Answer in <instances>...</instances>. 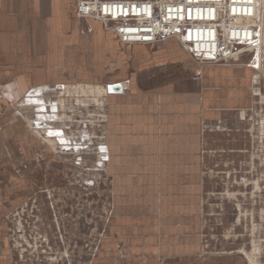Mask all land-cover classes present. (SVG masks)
Instances as JSON below:
<instances>
[{
    "label": "crops",
    "instance_id": "0c3cea01",
    "mask_svg": "<svg viewBox=\"0 0 264 264\" xmlns=\"http://www.w3.org/2000/svg\"><path fill=\"white\" fill-rule=\"evenodd\" d=\"M76 1L0 0V106L6 108L0 162L12 140L23 164L48 156L52 144L78 155L79 139L66 130L63 110L71 94L91 88L96 99L89 110L100 131L94 154L111 197L95 264L117 250L112 264H152L155 254L195 251L201 198L214 190L208 180L222 175L214 167L233 162L227 155L236 152L229 145L215 150L214 143H237L255 126L261 134L264 74L243 54L198 66L174 38L123 44L100 21L77 18ZM197 69L201 87L191 81ZM116 82L124 91L107 93L106 85ZM10 178L0 171V264L17 263L8 247L4 196L15 204L24 186Z\"/></svg>",
    "mask_w": 264,
    "mask_h": 264
},
{
    "label": "rangeland",
    "instance_id": "374dc122",
    "mask_svg": "<svg viewBox=\"0 0 264 264\" xmlns=\"http://www.w3.org/2000/svg\"><path fill=\"white\" fill-rule=\"evenodd\" d=\"M262 10L264 12V0ZM243 55L248 58L247 62L255 61L253 53ZM257 70L261 71V67ZM260 73L264 74V68ZM95 94L91 88L77 90L69 98V108L63 110L70 118L66 130L78 136V155L72 154L76 153L73 148L72 153H63L59 146L52 144L48 146V156H37L23 164L21 157L14 154L12 140L6 157L1 158L0 171L11 176L6 180L20 182L28 190L23 201L16 200L15 204L8 201L10 196H4L7 198L8 247L16 264L99 262L97 257L105 235L111 197L103 163L94 154V143L100 142L95 137L100 135L96 119L89 110ZM0 111L6 108L1 106ZM56 124L59 128L63 125ZM255 127L250 136L246 132L237 143H214L215 150L229 145L236 152L227 155L233 162L214 167L213 174L224 173L208 180L207 189L210 184L214 190L202 195L197 250L171 256L155 254L152 264H264V128L258 134ZM83 132L87 137L80 139ZM43 138L53 141L46 135ZM208 171L205 169L206 173ZM234 205L239 206L238 212ZM236 215L239 221L232 220ZM117 254L109 253V258L101 259V264H112L110 257L114 259Z\"/></svg>",
    "mask_w": 264,
    "mask_h": 264
},
{
    "label": "built area",
    "instance_id": "2783aa9c",
    "mask_svg": "<svg viewBox=\"0 0 264 264\" xmlns=\"http://www.w3.org/2000/svg\"><path fill=\"white\" fill-rule=\"evenodd\" d=\"M74 8L77 18L100 21L123 44L174 38L198 66L253 53L256 69L264 68L262 0H77ZM202 79L200 69L193 71L195 86Z\"/></svg>",
    "mask_w": 264,
    "mask_h": 264
},
{
    "label": "water",
    "instance_id": "95a60500",
    "mask_svg": "<svg viewBox=\"0 0 264 264\" xmlns=\"http://www.w3.org/2000/svg\"><path fill=\"white\" fill-rule=\"evenodd\" d=\"M106 91L107 93H121L123 92L122 85L118 82L116 83H110L106 85Z\"/></svg>",
    "mask_w": 264,
    "mask_h": 264
},
{
    "label": "flooded vegetation",
    "instance_id": "af4514ba",
    "mask_svg": "<svg viewBox=\"0 0 264 264\" xmlns=\"http://www.w3.org/2000/svg\"><path fill=\"white\" fill-rule=\"evenodd\" d=\"M28 190L25 188V189H21V191L16 195V200H18V201H23L22 199L24 198V195L26 194V193H28L27 192ZM30 191H32V189L30 190ZM29 194H31V192L29 193ZM29 198V197H28Z\"/></svg>",
    "mask_w": 264,
    "mask_h": 264
}]
</instances>
